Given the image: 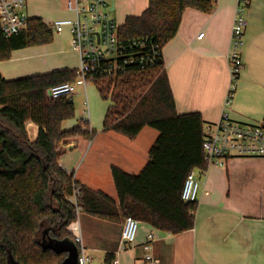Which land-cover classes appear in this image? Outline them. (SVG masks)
Wrapping results in <instances>:
<instances>
[{
	"label": "trees",
	"instance_id": "16d2710c",
	"mask_svg": "<svg viewBox=\"0 0 264 264\" xmlns=\"http://www.w3.org/2000/svg\"><path fill=\"white\" fill-rule=\"evenodd\" d=\"M215 1L149 0L140 15L126 17L119 34L122 40L149 37L159 46L158 61L146 68L131 64L115 78H90L101 96L111 101L103 131L129 138L145 126L159 131L138 173L111 167L118 200L82 184L58 161L63 140L92 139L97 134L83 119L63 129V121L75 115L73 99H51L47 94L53 85L75 81L77 68L15 79H6L0 72V264H8L10 255L19 264L62 263L66 253L44 249L43 235L47 229L52 238L76 242L67 228L79 211L115 223L131 215L173 234L194 227L197 201H185L181 193L189 172L206 167L204 121L200 112H177L162 48L177 33L187 7L211 12ZM53 38L50 26L38 16L29 17L24 32L9 37L0 26V61L9 59L15 49L49 43ZM28 121L39 127L35 139L29 138ZM29 129L35 134L33 124ZM75 189L80 194L76 204L69 199ZM112 258L106 254L107 260Z\"/></svg>",
	"mask_w": 264,
	"mask_h": 264
},
{
	"label": "crops",
	"instance_id": "0c3cea01",
	"mask_svg": "<svg viewBox=\"0 0 264 264\" xmlns=\"http://www.w3.org/2000/svg\"><path fill=\"white\" fill-rule=\"evenodd\" d=\"M66 2L30 0L28 3L27 0L26 13L29 17H41L50 26L54 20L72 15ZM109 2L111 13L114 11L123 22L129 15H140L149 5V0ZM238 2L216 0L211 12L187 7L177 33L162 48L177 112H200L204 128L214 125L225 109L231 81L227 55ZM245 16L243 67L232 103L226 109L238 121L263 122L264 0H248ZM201 32L203 37L197 38ZM61 34H54L55 42L60 41ZM28 47L13 50L9 59L0 61V72L6 79L18 77L20 65L13 63L14 60L34 56L35 51H26ZM64 68H68L66 64L57 67ZM70 120L63 121V129L78 123ZM29 124L35 126V134L31 133ZM38 128L34 122H27L30 139L37 137ZM97 130L92 139L75 136L63 140L59 144L58 161L82 184L103 190L118 200L111 167L138 173L147 163L149 149L159 131L145 126L134 138H129L115 131H103L102 126ZM196 173L200 188L192 229L173 234L141 221L137 245L124 249L121 248L123 219L115 223L79 211L77 220L67 229L73 236L79 235L89 250L102 251L104 257L111 253L119 264H143L145 250L141 243L150 229L156 234L152 249L158 264H264V156L231 157L225 166L213 164L205 171L197 167ZM91 228L100 230L104 236L93 241Z\"/></svg>",
	"mask_w": 264,
	"mask_h": 264
},
{
	"label": "built area",
	"instance_id": "2783aa9c",
	"mask_svg": "<svg viewBox=\"0 0 264 264\" xmlns=\"http://www.w3.org/2000/svg\"><path fill=\"white\" fill-rule=\"evenodd\" d=\"M68 10L72 17L54 20L50 28L54 33H61L68 29L70 34L69 45L79 54L80 64L77 68L78 78L51 86L48 97L51 99H73L75 83L85 88L83 120L88 121L89 108L86 88L92 76H105L115 78L124 72L131 64L141 68L154 65L159 58L160 49L153 44L149 37L122 40L119 34L120 24L111 14L109 0H67ZM248 0H239L231 35V44L228 52L231 81L225 97V109L220 119L214 124L204 128L203 149L205 152V171L210 165L225 166L231 157H260L264 156V121L241 122L233 119L227 107L232 103L237 81L243 67L241 49L244 42L247 19L245 10ZM29 16L26 13V0H0V26L9 37L24 32L28 27ZM203 32L197 35L202 38ZM163 55V54H162ZM200 181L196 168L187 175L183 188L182 199L197 201ZM80 196L75 189L69 197L70 201L77 203ZM141 221L128 215L123 219L121 235V248L135 247L137 233ZM78 245L77 264H96L93 255L83 245L79 235L74 236ZM156 240L154 229H150L141 243L145 250L142 258L143 264H158L153 252V242ZM99 264H119L117 257L107 260L106 256Z\"/></svg>",
	"mask_w": 264,
	"mask_h": 264
},
{
	"label": "rangeland",
	"instance_id": "374dc122",
	"mask_svg": "<svg viewBox=\"0 0 264 264\" xmlns=\"http://www.w3.org/2000/svg\"><path fill=\"white\" fill-rule=\"evenodd\" d=\"M29 2L30 0H28V3ZM111 14L118 24H122L123 20L116 17L114 11ZM69 16L72 17V15ZM62 33L63 34L58 35V39H60L59 42H55L53 39L49 43L29 46L26 51L33 53L35 51L34 56L26 60H14L13 63H18L20 65V71L18 70L19 73L16 75L18 77H25L50 72L56 70L59 64H66L68 68H78L80 64L79 54L69 45L70 34L68 29H65ZM86 92L89 108V124L98 132L97 128L102 126L106 110L111 101L110 98L104 99L101 96L97 84L92 80H89ZM73 99L75 103V115L71 120L72 122H76L83 117V110L85 107V88L78 82L75 83V94L73 95ZM89 230L90 233L92 232L93 241H97L100 237L104 236V233L100 232L98 229L91 228ZM86 244V242H83V245L87 248L89 253L93 255L95 263L99 264L104 259V253H102V251L89 250ZM52 259L53 261L58 260L55 257Z\"/></svg>",
	"mask_w": 264,
	"mask_h": 264
},
{
	"label": "water",
	"instance_id": "95a60500",
	"mask_svg": "<svg viewBox=\"0 0 264 264\" xmlns=\"http://www.w3.org/2000/svg\"><path fill=\"white\" fill-rule=\"evenodd\" d=\"M112 9H114V3H112ZM48 230H45V234L43 235V240L41 245L44 249H51L57 254L66 253L65 258L60 264H77L78 258V245L76 242L72 240H58L51 237H46V233ZM8 264H19L17 263L13 256L10 255L8 259Z\"/></svg>",
	"mask_w": 264,
	"mask_h": 264
},
{
	"label": "flooded vegetation",
	"instance_id": "af4514ba",
	"mask_svg": "<svg viewBox=\"0 0 264 264\" xmlns=\"http://www.w3.org/2000/svg\"><path fill=\"white\" fill-rule=\"evenodd\" d=\"M46 237H51L50 235H48V232L46 233ZM52 238V237H51Z\"/></svg>",
	"mask_w": 264,
	"mask_h": 264
}]
</instances>
